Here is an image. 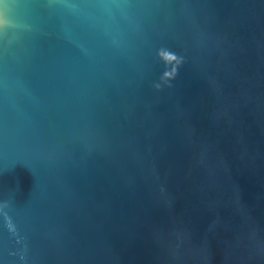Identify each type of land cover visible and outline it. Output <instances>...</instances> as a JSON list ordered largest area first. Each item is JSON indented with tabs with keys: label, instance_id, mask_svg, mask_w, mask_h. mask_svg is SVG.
Returning <instances> with one entry per match:
<instances>
[{
	"label": "water",
	"instance_id": "95a60500",
	"mask_svg": "<svg viewBox=\"0 0 264 264\" xmlns=\"http://www.w3.org/2000/svg\"><path fill=\"white\" fill-rule=\"evenodd\" d=\"M0 264H264V0H0Z\"/></svg>",
	"mask_w": 264,
	"mask_h": 264
},
{
	"label": "clouds",
	"instance_id": "9594fccd",
	"mask_svg": "<svg viewBox=\"0 0 264 264\" xmlns=\"http://www.w3.org/2000/svg\"><path fill=\"white\" fill-rule=\"evenodd\" d=\"M158 55H159V54H158ZM163 59H165V60H167V61H176L177 65H179V63H181V59L178 58V57L176 56V54L171 53V52H167V53L165 54V56L163 57ZM171 78H174V77H170L169 79H171ZM155 87H156L157 89H159V87H160L159 83H158L157 85H155Z\"/></svg>",
	"mask_w": 264,
	"mask_h": 264
}]
</instances>
